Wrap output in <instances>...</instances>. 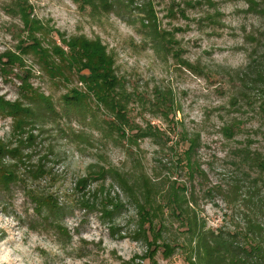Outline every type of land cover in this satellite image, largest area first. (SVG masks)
Wrapping results in <instances>:
<instances>
[{
    "label": "rangeland",
    "instance_id": "374dc122",
    "mask_svg": "<svg viewBox=\"0 0 264 264\" xmlns=\"http://www.w3.org/2000/svg\"><path fill=\"white\" fill-rule=\"evenodd\" d=\"M253 2L261 0H0V96L28 106L26 81L52 106L42 100L29 134L0 111V161L15 170L7 184L0 173V264H188L189 233L176 224L156 238L148 231L151 208L171 215L161 199L150 201L152 178L163 180L161 191L177 177L186 184L207 230L241 232L243 207L227 202L240 198L237 154H264V87L252 81L264 72V17L250 9ZM24 8L53 30L47 43L58 31L107 46L129 96L130 125L160 126L170 140H132L129 131L120 137L101 124L111 118L95 100H87L84 118L70 112L64 97L85 86L77 78L51 80L32 54L23 65L1 63L29 42ZM174 130L200 139L205 177L190 181L173 161Z\"/></svg>",
    "mask_w": 264,
    "mask_h": 264
},
{
    "label": "trees",
    "instance_id": "16d2710c",
    "mask_svg": "<svg viewBox=\"0 0 264 264\" xmlns=\"http://www.w3.org/2000/svg\"><path fill=\"white\" fill-rule=\"evenodd\" d=\"M86 1L90 5H95L94 2L103 5L108 3V0ZM255 4L253 2L250 9L258 7L255 10L264 17V0H261L260 4ZM21 19L27 31L26 40L29 42L22 41L23 43L18 47L19 53H5L1 58V63L13 66L23 65V56L32 54L42 72L51 80L67 83L73 78H77L78 83L85 86L86 92L77 88L72 90L71 96L64 97V105L70 108V112L77 113L84 118L88 113H91L87 100H95L111 118L101 124L105 123L115 129L120 137H126L127 131L131 133L129 137L132 140L168 137L160 126L149 123L146 128L141 129L130 125L126 114L129 96L126 99V94H122V90L124 92L123 83L116 73L115 59L108 51L107 46L99 40H91L84 36L66 38L58 31L55 36L56 41L47 43L45 38L53 33V30L47 29L38 19L31 18L25 8L22 11ZM4 59L6 61L3 62ZM256 75V79L252 81L256 84L260 83L264 87V72L256 71ZM22 85L30 90L24 96L29 101L28 106L18 101H6L0 96V111H4L13 118L22 132L27 131L29 134L33 127L31 123L36 125L40 122L38 116H41L40 113L43 110L42 100L48 104L46 106L49 109L52 106H50L48 97L39 94L34 88H30L26 81H23ZM165 105L168 109H172L169 103H165ZM34 112H37L36 115L33 114ZM171 113H165V117L168 120H173L174 123V119L170 117ZM135 131L137 132L135 133ZM172 133L176 134L177 140V148H173V161L178 163L177 166L187 174L190 181L195 182L197 178L205 177V172L197 158L200 139L198 137L189 138L176 133V130ZM232 133H234V127L225 129L227 136L233 137ZM168 139L170 140L169 137ZM4 153V148L0 146V157ZM237 158L239 159L237 167L240 168L241 177L239 182L243 184L238 182L240 186H237L240 198L227 199V202L237 200L240 202V207H243V229L237 235L207 230L196 214L193 196L190 194L189 197L186 196L188 194L187 186L179 184L178 177L176 181L169 182L166 191H161L160 186L161 183H164L163 180L157 181L152 178L147 182L149 188L146 191L150 201L158 204L157 200L161 199V205L171 211V215L167 217L159 213L160 207L159 209L151 208L153 216L148 231L156 238L167 229L166 225L174 226L176 224L178 225L176 231L189 233L191 238L188 245L190 248L189 256L186 258L188 264H264V186L260 185L264 184V154L257 150L243 148L238 151ZM20 160L19 155L14 156L11 161L19 162ZM11 167L0 161V173H2V180H0L4 184L11 182L10 180L15 175V170ZM237 177L239 176L237 175ZM235 188L233 187L231 191L232 196L237 193L234 191ZM158 190L161 191L159 196L156 195ZM164 192L165 195H162ZM154 196L158 197L155 199ZM173 229L171 228V231ZM164 248L166 251L167 246L164 245ZM179 249H184V246L180 245ZM145 259L144 261H146Z\"/></svg>",
    "mask_w": 264,
    "mask_h": 264
}]
</instances>
